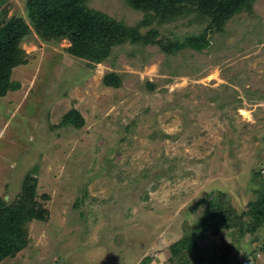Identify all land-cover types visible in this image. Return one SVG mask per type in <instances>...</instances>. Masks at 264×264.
Returning a JSON list of instances; mask_svg holds the SVG:
<instances>
[{
  "label": "rangeland",
  "instance_id": "1",
  "mask_svg": "<svg viewBox=\"0 0 264 264\" xmlns=\"http://www.w3.org/2000/svg\"><path fill=\"white\" fill-rule=\"evenodd\" d=\"M86 6L156 29L171 50L125 40L78 57L70 37L30 26L27 61L11 73L19 89L0 97V199L18 200L33 177L48 216L0 264H172L169 245L186 233L206 258L228 255L215 264H264V224L243 236L193 225L203 200L223 193L245 213L264 183V0L220 30L193 12L158 25L125 0ZM12 16L30 24L26 0H0V24ZM200 35L207 46L192 49ZM108 73L119 87L102 83ZM70 110L82 126L62 123Z\"/></svg>",
  "mask_w": 264,
  "mask_h": 264
},
{
  "label": "trees",
  "instance_id": "2",
  "mask_svg": "<svg viewBox=\"0 0 264 264\" xmlns=\"http://www.w3.org/2000/svg\"><path fill=\"white\" fill-rule=\"evenodd\" d=\"M89 0H26V10L30 24L20 17L12 16L0 24V97L8 91H16L19 84L11 80L12 70L27 61L19 44L31 34L30 26L40 37L57 39L68 36L72 45L68 49L78 57H90L96 47L110 46L129 40L132 42H156L169 52L171 45L165 47L161 41H154L158 35L156 29L141 34L139 29L126 26L107 15L89 9ZM132 7L145 13L148 24L158 25L188 16L193 12L195 19L207 21L209 26L220 30L233 15L248 10L254 0H125ZM189 46L202 50L207 45L203 36L190 38ZM102 83L107 87L117 88L120 78L115 73L105 74ZM81 115L70 110L63 117V124L82 126ZM257 199L252 202L245 213L238 214L230 206L224 205V194L203 200L204 209L193 221L195 228H204L214 232L233 229L243 236L260 223L264 224V183L256 190ZM36 179L26 176L20 198L11 204L0 199V262L15 256L27 245V223L45 221L48 216L46 208L36 198ZM45 198H48L45 196ZM248 220L243 222V217ZM249 228L246 229L245 225ZM169 261L172 264H215L227 263L228 255H214L206 258L198 240L193 233H186L169 245ZM261 249L264 250V236ZM236 264V263H234ZM240 264V263H238Z\"/></svg>",
  "mask_w": 264,
  "mask_h": 264
}]
</instances>
